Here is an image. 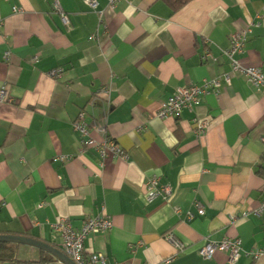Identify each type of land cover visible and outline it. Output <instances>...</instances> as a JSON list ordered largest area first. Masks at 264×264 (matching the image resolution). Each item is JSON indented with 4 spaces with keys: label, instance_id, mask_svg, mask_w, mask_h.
Masks as SVG:
<instances>
[{
    "label": "crops",
    "instance_id": "obj_1",
    "mask_svg": "<svg viewBox=\"0 0 264 264\" xmlns=\"http://www.w3.org/2000/svg\"><path fill=\"white\" fill-rule=\"evenodd\" d=\"M96 1L94 11L90 0H0V87L12 100L0 104V234L62 250L55 223L79 230L101 215L113 228L92 234L85 254H104L107 264H255L246 254L231 263L226 253L206 260L199 251L227 237L245 252L264 248V211L253 214L264 204V93L231 73L223 54L231 35L248 30L237 58L264 73V0H192L174 13L164 0L114 9ZM216 79L195 111L157 117L178 88ZM104 87L109 98L99 95ZM82 111L91 137L109 139L126 158L85 146L73 127ZM195 120L207 122L204 135ZM154 176L171 189L168 201H146ZM243 212L248 218L232 223ZM10 245L21 264L46 253ZM46 254L45 264L60 262Z\"/></svg>",
    "mask_w": 264,
    "mask_h": 264
},
{
    "label": "built area",
    "instance_id": "obj_2",
    "mask_svg": "<svg viewBox=\"0 0 264 264\" xmlns=\"http://www.w3.org/2000/svg\"><path fill=\"white\" fill-rule=\"evenodd\" d=\"M123 0H108L109 7L114 9L116 5ZM89 5L92 10L96 11L98 9V2L96 0H90ZM14 11H18L14 9ZM100 19H102L103 14L99 12ZM64 22L68 24V19L64 16ZM248 30L237 32L230 37V48L223 51V54L230 61L232 72L242 74L251 86H253L257 91L264 93V73L259 67H245L237 58L245 51V46L247 42ZM10 53L5 54V58L8 60ZM61 70L56 69L50 72V76L57 77ZM224 78L228 84L231 82V74L224 75ZM219 87V80H212L206 82L203 86L191 85L189 87H180L176 90L174 95H172L167 101L163 102L161 108L157 114L160 119H166L169 117H175L182 113L183 110L188 109L190 111H195L201 103L202 95L207 93L212 88ZM111 88L104 87L100 91L99 95H104L105 97L110 96ZM12 102L8 96V88L6 85L0 87V104ZM195 130L198 136L204 135L207 131V122L205 121H194ZM74 129L81 134L85 140L83 143L86 147L95 149L100 153L101 157L105 159L109 153L116 156L126 155L118 147L117 144L104 138L102 141H96L90 135L88 125L86 123V113L81 112L78 118L73 123ZM98 131L106 135L107 130L105 126H100ZM173 193L169 187H162L159 184V178L154 176L151 177L146 184V194L145 199L148 203H152L158 198H163L168 201L172 197ZM197 213L204 216L206 209L203 205L197 204ZM264 211V204H262L258 209L253 211L255 216H260ZM177 213H180L179 209H176ZM249 216L248 212H243L239 217H230L232 223H236L239 220H245ZM192 218V215H189ZM113 228V222L108 216H95L88 218L81 229H75L68 219H61L54 224V229L61 232L63 238L62 251L71 258L76 264H107V257L104 254H85V242L92 234L108 233ZM167 239L176 249V255L184 253L186 251V246L180 240H178L173 234H169ZM217 253H226L228 259L231 263L236 262L243 254L250 257L256 264L261 259L264 258V248H257L249 252H245L242 248L241 240L238 238L227 237L219 242L208 241L199 251L200 256L203 259L210 260ZM175 257H170L166 263L171 262ZM58 264H64L59 262Z\"/></svg>",
    "mask_w": 264,
    "mask_h": 264
},
{
    "label": "water",
    "instance_id": "obj_3",
    "mask_svg": "<svg viewBox=\"0 0 264 264\" xmlns=\"http://www.w3.org/2000/svg\"><path fill=\"white\" fill-rule=\"evenodd\" d=\"M0 244H18L31 246L52 255L64 264H76L62 250L49 245L48 243L30 237L0 234Z\"/></svg>",
    "mask_w": 264,
    "mask_h": 264
},
{
    "label": "trees",
    "instance_id": "obj_4",
    "mask_svg": "<svg viewBox=\"0 0 264 264\" xmlns=\"http://www.w3.org/2000/svg\"><path fill=\"white\" fill-rule=\"evenodd\" d=\"M172 9V13L182 9L186 4L192 0H164ZM16 245L0 244V264H21L16 260ZM44 257L41 258L39 264L49 263L51 256L43 253ZM45 256L49 258H45Z\"/></svg>",
    "mask_w": 264,
    "mask_h": 264
}]
</instances>
